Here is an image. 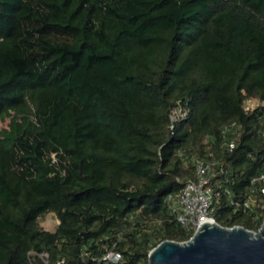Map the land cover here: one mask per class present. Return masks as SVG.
Here are the masks:
<instances>
[{"label":"trees","instance_id":"1","mask_svg":"<svg viewBox=\"0 0 264 264\" xmlns=\"http://www.w3.org/2000/svg\"><path fill=\"white\" fill-rule=\"evenodd\" d=\"M249 98L264 102V0H0V264H149L193 236L170 197L196 158L225 170L217 223L258 232Z\"/></svg>","mask_w":264,"mask_h":264},{"label":"water","instance_id":"2","mask_svg":"<svg viewBox=\"0 0 264 264\" xmlns=\"http://www.w3.org/2000/svg\"><path fill=\"white\" fill-rule=\"evenodd\" d=\"M149 264H264V223L258 233L242 226L200 224L183 243L164 241L149 253Z\"/></svg>","mask_w":264,"mask_h":264},{"label":"built area","instance_id":"3","mask_svg":"<svg viewBox=\"0 0 264 264\" xmlns=\"http://www.w3.org/2000/svg\"><path fill=\"white\" fill-rule=\"evenodd\" d=\"M261 106H264V102L249 98L244 103V110L249 113ZM232 129V126H230L223 130L224 141L222 147L229 151L235 147L238 140L237 133ZM194 172L195 179L187 181L176 197H170L175 205L178 222L187 231L193 232V236L189 240L199 231L201 223L206 221L217 223L215 219V202L218 194L213 186L218 175L224 174L225 170L218 159L196 158L194 160ZM255 182L263 184L262 192L264 194V175L253 181V183ZM245 205L248 206V203ZM262 207L264 208V205ZM252 232L258 233L259 231ZM44 257L47 258V254Z\"/></svg>","mask_w":264,"mask_h":264},{"label":"rangeland","instance_id":"4","mask_svg":"<svg viewBox=\"0 0 264 264\" xmlns=\"http://www.w3.org/2000/svg\"><path fill=\"white\" fill-rule=\"evenodd\" d=\"M59 220L54 214H49L44 217L42 225L46 230L54 231L58 225Z\"/></svg>","mask_w":264,"mask_h":264}]
</instances>
